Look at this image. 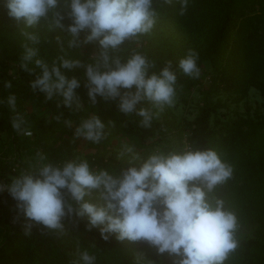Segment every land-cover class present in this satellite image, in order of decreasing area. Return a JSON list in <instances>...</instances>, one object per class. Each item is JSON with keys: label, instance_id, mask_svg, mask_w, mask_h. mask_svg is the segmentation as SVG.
Here are the masks:
<instances>
[{"label": "trees", "instance_id": "trees-1", "mask_svg": "<svg viewBox=\"0 0 264 264\" xmlns=\"http://www.w3.org/2000/svg\"><path fill=\"white\" fill-rule=\"evenodd\" d=\"M154 3L160 16L152 33L136 41H126L118 55L126 59L133 51L143 53L155 61L156 71L172 61L178 95L180 90L189 93L204 87L208 89L202 92L204 105L193 121L182 122L165 107L160 113L161 120L155 118L151 127L143 128L139 125L140 117L119 112L118 100L104 101L97 96V104L90 105L84 87V68L62 71L69 79L80 80L81 86L75 91L85 110L71 112L62 104L57 107L60 98L46 100L44 93L33 92L30 82L40 70L36 68L30 74L19 66L24 23L9 17L4 0H0V100H6L10 94L17 97L16 112L24 117L32 133L29 137L16 132L11 125L16 113L6 103H0V134L7 136L8 153L16 159L15 162L0 160V183L7 185L12 176L30 171L29 166L23 167V160L39 159L38 153L47 158L42 163H60L80 157L88 160L93 169L113 172L126 167L130 156L123 151L120 157L115 154L107 157L117 143L132 144L142 157L156 150L212 148L234 169L233 177L219 186L214 195L225 200L241 223L240 247L225 264H264V116L253 117L249 113L241 116L237 112L233 116L218 115L219 108L225 107L220 100L222 96L234 98V102L240 104L255 90L264 98V0H189L184 15L179 14L178 0H173L171 5L163 4V0H154ZM63 23L67 26L71 21L65 18ZM28 31L40 35L39 54L49 63L64 54L57 37L64 42L67 56L79 58L84 64L90 63L91 57L99 52L95 41L69 49L70 34L59 28L49 31L44 21ZM86 34L81 32L80 39ZM188 49L199 54L197 63L201 75L197 79L185 76L178 69L179 59ZM6 81H11V89L4 87ZM29 101L35 104L30 113L26 110ZM149 106L150 102L144 100L137 104V109ZM61 113L63 116L57 121L55 117ZM93 114L106 124L107 135L98 144L86 140L90 153L83 154L70 138L81 119ZM65 119L73 121L71 128L65 126ZM109 121H114L115 125L108 124ZM85 200L103 204L95 190ZM16 204L8 192L0 194V264H73L78 252L84 250L96 256V264H135L136 253H143L145 259L155 264H174L180 259L168 253L160 255L143 241H118L115 234L105 241L98 228L87 230L86 217L75 222L66 219L68 231L64 235L47 232L34 222L31 234L25 235L24 226L28 221Z\"/></svg>", "mask_w": 264, "mask_h": 264}, {"label": "clouds", "instance_id": "clouds-1", "mask_svg": "<svg viewBox=\"0 0 264 264\" xmlns=\"http://www.w3.org/2000/svg\"><path fill=\"white\" fill-rule=\"evenodd\" d=\"M8 15L23 21V53L20 67L28 73L40 70L30 82L33 92L39 90L46 100L60 98L71 112L85 110L76 89L81 86L76 77L68 78L62 69H85L89 103L97 104V96L104 101L118 100V110L124 115L140 117L139 125L151 127L165 107L176 101L177 74L172 61L156 71L155 61L133 51L126 59L118 55L126 41H136L152 33L160 13L154 0H4ZM180 15H184L189 0H178ZM171 5L173 0H163ZM162 6V5H160ZM65 18L71 21L67 26ZM41 21L49 31L61 29L69 33L67 47L78 49L82 44L98 42L99 52L84 64L70 58L60 42L61 53L51 63L40 57L37 45L41 37L28 29ZM81 32H86L80 39ZM199 54L188 49L179 59L178 69L185 76L197 79L201 75ZM34 65L35 67H30ZM12 88L11 81L4 83ZM134 87V90H133ZM123 90V91H122ZM147 100L150 107L137 109ZM8 108L16 113L12 128L26 136L32 133L24 117L16 112L17 97L7 96ZM63 114L57 115L59 121ZM66 127L73 121L65 119ZM108 124L114 126V121ZM106 124L93 114L81 119L75 127L74 139L84 138L92 143L105 139ZM130 154L127 166L117 171L93 169L88 160L76 157L60 163H39L34 170L21 171L10 183H0V192L7 190L17 202L16 207L28 221L25 235L31 234L33 222L47 232L66 234L65 220L87 218V230L98 228L101 238L108 241L115 234L118 241L146 242L162 255L179 257L174 264H225L240 247L241 223L235 211L224 199L214 195L219 186L233 177V166L221 159L212 148L182 151L156 150L147 157L126 147ZM41 162L47 158L37 154ZM124 155V153H121ZM103 204L85 200L93 191ZM73 264H96V256L87 250L78 252ZM135 264H155L136 253Z\"/></svg>", "mask_w": 264, "mask_h": 264}, {"label": "rangeland", "instance_id": "rangeland-1", "mask_svg": "<svg viewBox=\"0 0 264 264\" xmlns=\"http://www.w3.org/2000/svg\"><path fill=\"white\" fill-rule=\"evenodd\" d=\"M209 83L208 77L205 78V84L207 85ZM208 87H204L201 90H192L189 93H186L183 90L179 91L178 95L176 94V101L175 105L173 107H168L179 119H182L183 121H193L199 110L204 105V96L202 95V92L207 91ZM218 99H214L216 102ZM220 100L222 101V105L225 107L219 108V116L226 117L233 116L235 112L241 116H245L247 113L251 116H256V114H260L264 116V98L261 96V94L255 90H252L250 92L249 98L240 104H237L234 102V98H229L228 96H222L220 97ZM150 107V106H149ZM35 108V104L32 101H29L26 106V110L28 113L32 112ZM47 114V113H44ZM161 120V114L157 118ZM70 140L73 143H77L79 146V150L83 154L90 153V150H88L87 141L84 138H75L74 136L70 138ZM3 146V147H2ZM0 160L4 161H12L15 162V157L8 153V142H7V136L5 134H0ZM126 147H132L134 146L130 143H117V146L114 147L108 154L107 157H111L112 155L121 156V153L125 151ZM7 153V154H6ZM23 167L29 166V170H34L35 166H37L39 163H42L39 159H24L23 160ZM32 162V163H30ZM19 165L16 166L17 170L19 169ZM3 194V193H2Z\"/></svg>", "mask_w": 264, "mask_h": 264}, {"label": "built area", "instance_id": "built-area-1", "mask_svg": "<svg viewBox=\"0 0 264 264\" xmlns=\"http://www.w3.org/2000/svg\"><path fill=\"white\" fill-rule=\"evenodd\" d=\"M26 136V135H25ZM32 136V135H31ZM30 137V136H29ZM5 192H7V190H5V191H3V192H0V194H2V193H5Z\"/></svg>", "mask_w": 264, "mask_h": 264}]
</instances>
